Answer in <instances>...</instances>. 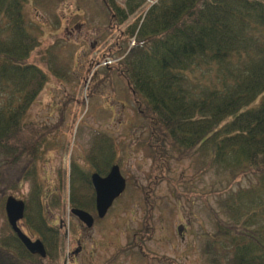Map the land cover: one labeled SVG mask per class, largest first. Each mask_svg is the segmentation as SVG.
<instances>
[{
	"label": "trees",
	"instance_id": "1",
	"mask_svg": "<svg viewBox=\"0 0 264 264\" xmlns=\"http://www.w3.org/2000/svg\"><path fill=\"white\" fill-rule=\"evenodd\" d=\"M101 1L111 23L121 25L146 0H126L124 6L114 0ZM26 2L0 0L1 212L11 192L21 189L14 169L25 161L22 156L26 153L33 159L41 148L37 127H25L26 114L47 81L42 70L28 63L40 47V30L26 19ZM143 19L125 34L135 37L134 47L115 70L138 98L149 143H169L182 157L205 153L216 173L232 177L220 204L231 221L220 225L212 244L229 264H264V224L258 222L264 216V0H160ZM100 140L101 136L92 142L87 160L90 173L104 176L115 152L111 140ZM164 158L158 154L155 159L160 175L151 186L167 172ZM28 176L31 206L24 224L40 235L50 257L48 264H53L60 233L47 224L48 202L36 174ZM253 176L257 177L254 185L230 192L241 178ZM78 181L77 177L71 182V208L95 216L90 178L86 175L83 182ZM5 224L0 264H43L28 254ZM146 240L147 234L136 232L130 246L143 255Z\"/></svg>",
	"mask_w": 264,
	"mask_h": 264
},
{
	"label": "rangeland",
	"instance_id": "2",
	"mask_svg": "<svg viewBox=\"0 0 264 264\" xmlns=\"http://www.w3.org/2000/svg\"><path fill=\"white\" fill-rule=\"evenodd\" d=\"M125 1L114 0L118 6ZM158 2L145 1L118 25L111 23L101 0H27L26 19L40 30V47L28 63L42 70L47 81L26 114L25 127H37L41 148L33 159L24 153L21 161H25L14 169L22 186L3 203L0 236L7 235L3 228L8 198L24 201L26 209L31 206V172L48 205L53 203L45 214L47 224L60 228L59 254L53 264H160L161 260L163 264H229L212 239L221 224L231 221L220 204L232 177L216 173L205 153L182 157L169 143H149L138 98L115 70L134 47L135 37L125 35L128 29ZM41 130H46L42 137ZM99 136L101 142L106 137L113 142L111 166L120 168L126 189L105 218L87 229L70 213L71 182L78 177L81 183L94 173L89 172L87 157ZM158 154L165 155L167 172L151 186L160 175L155 164ZM256 180L241 178L230 192ZM262 217L258 222L264 224ZM19 225L33 241L41 240L24 221ZM136 232L147 234L143 255L130 246ZM78 241L82 250L74 257ZM49 258L38 259L48 264Z\"/></svg>",
	"mask_w": 264,
	"mask_h": 264
},
{
	"label": "water",
	"instance_id": "3",
	"mask_svg": "<svg viewBox=\"0 0 264 264\" xmlns=\"http://www.w3.org/2000/svg\"><path fill=\"white\" fill-rule=\"evenodd\" d=\"M91 183L95 190L97 216L99 219H103L106 216L108 210L112 207L114 201L118 199L125 191L126 182L120 174L119 167L114 166L106 178L93 175L91 178ZM5 212L12 231L17 235L18 239L22 242L26 250L34 256L45 258L46 251L43 244L40 241L32 242L21 232L17 226L18 222L21 221L24 216L23 202L9 198L6 201ZM71 213L81 223H83L87 229L92 228L94 220L89 214L80 210H72ZM179 232H181V229H179Z\"/></svg>",
	"mask_w": 264,
	"mask_h": 264
},
{
	"label": "flooded vegetation",
	"instance_id": "4",
	"mask_svg": "<svg viewBox=\"0 0 264 264\" xmlns=\"http://www.w3.org/2000/svg\"><path fill=\"white\" fill-rule=\"evenodd\" d=\"M107 174H108V172H107Z\"/></svg>",
	"mask_w": 264,
	"mask_h": 264
}]
</instances>
